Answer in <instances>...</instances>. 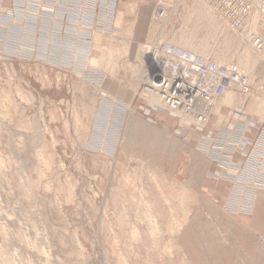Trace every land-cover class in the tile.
<instances>
[{
    "label": "rangeland",
    "instance_id": "rangeland-1",
    "mask_svg": "<svg viewBox=\"0 0 264 264\" xmlns=\"http://www.w3.org/2000/svg\"><path fill=\"white\" fill-rule=\"evenodd\" d=\"M117 3L0 1V264H264V126L226 170L148 112L208 123L144 90L168 42L245 76L212 110L235 93L264 116V51L205 0H147L110 33Z\"/></svg>",
    "mask_w": 264,
    "mask_h": 264
},
{
    "label": "built area",
    "instance_id": "built-area-1",
    "mask_svg": "<svg viewBox=\"0 0 264 264\" xmlns=\"http://www.w3.org/2000/svg\"><path fill=\"white\" fill-rule=\"evenodd\" d=\"M205 1L230 27L246 33L256 50L264 51V0ZM255 14L259 19L257 29L250 25ZM147 48L149 66L144 76V90L154 89L166 107L155 101L157 106L169 109L170 113L194 122L196 126L203 127L208 123L213 105L226 89L249 92L250 85L245 76L234 69L168 42H157ZM246 163L249 175L260 168L251 158Z\"/></svg>",
    "mask_w": 264,
    "mask_h": 264
},
{
    "label": "crops",
    "instance_id": "crops-1",
    "mask_svg": "<svg viewBox=\"0 0 264 264\" xmlns=\"http://www.w3.org/2000/svg\"><path fill=\"white\" fill-rule=\"evenodd\" d=\"M0 1L5 4H11L14 0ZM146 1L147 0H117V15L114 20V26L109 32H117L122 29L115 27V22L119 14L121 15L120 20H128L132 17L130 12L134 11V18L138 24V20L143 13L142 4H145ZM107 31L106 34L109 33ZM234 94L231 98H225V95L222 97L217 106L212 110L210 120L203 129H198L183 122H179L175 117L164 110L152 109L146 112L152 116L159 115V119L165 122L164 129L174 137L175 140L180 141L185 149L191 141H195L196 145H200L201 147L198 150L202 153L205 150L208 156L211 155L210 160L215 161V165L219 166L217 163H220L224 164L222 168H226V170H238L242 161L248 153H251V148L257 141L258 133L264 126V116L253 114L252 104L248 105V111H243V105L234 97ZM216 146L217 148H215ZM215 169L211 171L209 179H215L214 181L218 184L220 179L215 177V174H218Z\"/></svg>",
    "mask_w": 264,
    "mask_h": 264
},
{
    "label": "bare ground",
    "instance_id": "bare-ground-1",
    "mask_svg": "<svg viewBox=\"0 0 264 264\" xmlns=\"http://www.w3.org/2000/svg\"><path fill=\"white\" fill-rule=\"evenodd\" d=\"M199 9H200V7H199ZM198 9V10H199ZM194 10H196V9H194ZM198 10H196V11H198ZM191 11H193V10H191ZM199 12V11H198ZM193 13V12H192ZM193 15V14H192ZM120 20V19H119ZM258 15L257 14H255L254 16H253V18H252V20L250 21V25L252 26V23H254L253 21H256L257 22V24H258ZM256 24V23H255ZM253 27V26H252ZM138 53V52H137ZM148 53V52H147ZM144 61V60H143ZM106 62V61H105ZM145 63V62H144ZM94 65V64H93ZM111 65V64H110ZM142 65V64H141ZM97 66V65H96ZM142 67V66H141ZM140 67V68H141ZM111 68H112V66H111ZM142 70V69H141ZM261 71V70H260ZM145 74V73H144ZM263 76V75H262ZM149 90V89H148ZM153 92V91H152ZM155 93H157V92H155ZM154 96H155V94H153ZM159 98H161V97H159ZM161 100V99H160ZM1 258H3V260L5 259L4 257H1ZM7 260H9V259H7ZM4 263H6V264H8L7 262H6V260L4 261ZM11 263V261H9V264Z\"/></svg>",
    "mask_w": 264,
    "mask_h": 264
}]
</instances>
